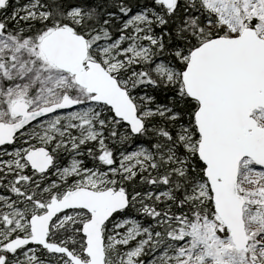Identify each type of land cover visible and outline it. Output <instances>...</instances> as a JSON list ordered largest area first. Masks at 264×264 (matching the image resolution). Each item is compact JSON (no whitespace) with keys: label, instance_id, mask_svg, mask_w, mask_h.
Here are the masks:
<instances>
[{"label":"snow or ice","instance_id":"snow-or-ice-1","mask_svg":"<svg viewBox=\"0 0 264 264\" xmlns=\"http://www.w3.org/2000/svg\"><path fill=\"white\" fill-rule=\"evenodd\" d=\"M0 264H264V0H0Z\"/></svg>","mask_w":264,"mask_h":264}]
</instances>
